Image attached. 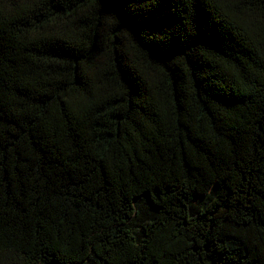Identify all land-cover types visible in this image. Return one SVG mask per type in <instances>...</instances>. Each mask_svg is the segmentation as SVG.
<instances>
[{
	"label": "trees",
	"instance_id": "16d2710c",
	"mask_svg": "<svg viewBox=\"0 0 264 264\" xmlns=\"http://www.w3.org/2000/svg\"><path fill=\"white\" fill-rule=\"evenodd\" d=\"M0 264H264V0H0Z\"/></svg>",
	"mask_w": 264,
	"mask_h": 264
}]
</instances>
